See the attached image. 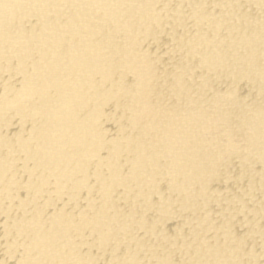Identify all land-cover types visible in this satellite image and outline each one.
<instances>
[{
    "label": "bare ground",
    "instance_id": "6f19581e",
    "mask_svg": "<svg viewBox=\"0 0 264 264\" xmlns=\"http://www.w3.org/2000/svg\"><path fill=\"white\" fill-rule=\"evenodd\" d=\"M0 264H264V0H0Z\"/></svg>",
    "mask_w": 264,
    "mask_h": 264
}]
</instances>
